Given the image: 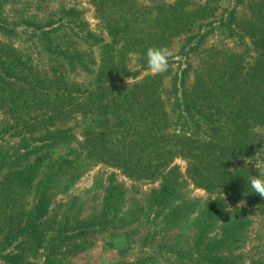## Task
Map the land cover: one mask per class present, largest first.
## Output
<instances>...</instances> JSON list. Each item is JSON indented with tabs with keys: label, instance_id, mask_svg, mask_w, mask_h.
<instances>
[{
	"label": "trees",
	"instance_id": "obj_1",
	"mask_svg": "<svg viewBox=\"0 0 264 264\" xmlns=\"http://www.w3.org/2000/svg\"><path fill=\"white\" fill-rule=\"evenodd\" d=\"M21 2L0 0V112L6 106L9 114L0 135L15 138L8 146L0 144V254L13 241H20V248H42L59 181L89 160L131 178L159 180L150 215L173 224L195 215V236L184 250L193 260L240 264L237 252L249 223L239 206H257L264 215V198L248 185L264 145V0H236L235 8L197 35L199 22L217 17L208 0L203 5L92 0L110 42L94 33L76 8L46 22L1 13ZM240 5H247L248 17L239 16ZM214 29L245 52L199 53ZM189 34L167 72L136 80L148 70L149 47L170 48ZM95 46L99 62L89 51ZM131 54L140 56L134 72L128 69ZM11 77L20 81L12 94ZM167 77L171 89L164 86ZM74 122L83 125L82 140ZM178 158L186 161V173L175 164ZM187 179L210 194L204 206L182 199ZM121 190L113 174L103 211L72 230L57 229L52 242L67 247L68 239L88 232L130 225L118 210Z\"/></svg>",
	"mask_w": 264,
	"mask_h": 264
},
{
	"label": "rangeland",
	"instance_id": "obj_2",
	"mask_svg": "<svg viewBox=\"0 0 264 264\" xmlns=\"http://www.w3.org/2000/svg\"><path fill=\"white\" fill-rule=\"evenodd\" d=\"M135 1L149 5L175 0ZM189 1L193 5H203L206 0ZM208 1L212 2L217 9V17L199 22L195 26L193 34H202L207 31L208 24L220 20L223 15L236 6V0ZM243 6L238 7L239 16L248 17L247 5ZM70 8H76L82 13L94 33L103 37L106 42L111 41L108 29L99 18L92 0H22L20 5L6 7L1 13L5 16L17 18L27 16L30 19L37 18L39 21L46 22L50 17H59L63 9ZM190 36L192 35H184L175 39L171 46L175 56L186 45ZM212 48L230 49L236 53L245 52L242 44L228 38L219 29L209 32L199 53H205L206 50ZM89 51L93 52L99 62L100 49L95 46ZM34 58L38 63L39 55L37 53L34 54ZM198 58L197 55L193 56L195 64L198 62ZM139 59L140 56L137 54L129 56V71L133 70L134 72L139 69ZM173 68L176 69L177 66L174 65ZM149 74L155 73L144 70L136 80ZM125 79L132 80L131 76H126ZM7 82L11 84V94L20 90V81L15 77L9 78ZM170 82L171 77L164 79V86H168V89H171ZM166 91L169 92L167 89ZM4 107L6 108V106ZM16 107H11V110L8 108V111L12 112ZM4 109L0 112V130L2 122L9 117L8 112ZM15 112L17 113L18 110ZM73 126L78 133V139L82 140L83 125H76L74 122ZM262 135H264V131ZM14 141L15 138L12 135L5 137L0 135V144L3 146H8ZM74 149L79 150V147L74 145ZM65 151L69 153V150ZM259 158V160H264V145ZM175 164L181 167L183 173H186L187 163L185 160L178 158ZM113 174L121 184V191L124 193V201L121 200L118 210L120 215L127 217L131 224L124 228H112L106 232L91 231L88 234L68 239L64 243L67 247H57L56 242H52L53 237L57 235L55 232L57 229L72 230L78 227L79 222L83 219L93 218L103 211L106 188ZM159 186V180L131 178L118 168L87 160L84 162V166L82 165L80 169L72 171L59 181L51 207L50 219L44 225L46 237L43 239L42 248L33 247L32 244L20 248L18 247L20 241H13L12 245L0 254V264H201L184 253L195 236V215L175 224L164 220L163 217L155 219L150 215L149 201L153 191ZM209 197L210 194L207 191L187 179V184L182 190L183 200L196 203L198 207H201L209 201ZM34 199L35 193L33 192L27 210L31 209ZM234 205L230 206V210L234 208ZM239 207H245L249 224L244 233L242 247L237 252L238 261L240 264H264V215L258 211L257 206L242 203Z\"/></svg>",
	"mask_w": 264,
	"mask_h": 264
},
{
	"label": "clouds",
	"instance_id": "obj_3",
	"mask_svg": "<svg viewBox=\"0 0 264 264\" xmlns=\"http://www.w3.org/2000/svg\"><path fill=\"white\" fill-rule=\"evenodd\" d=\"M173 57L174 51L169 47H149L146 51L148 70L155 74L167 72ZM253 167L256 174L249 178L248 185L254 194L264 198V160L255 161Z\"/></svg>",
	"mask_w": 264,
	"mask_h": 264
}]
</instances>
